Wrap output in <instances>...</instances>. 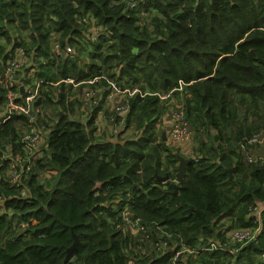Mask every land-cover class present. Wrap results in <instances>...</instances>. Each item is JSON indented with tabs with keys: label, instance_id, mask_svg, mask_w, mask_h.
Listing matches in <instances>:
<instances>
[{
	"label": "trees",
	"instance_id": "16d2710c",
	"mask_svg": "<svg viewBox=\"0 0 264 264\" xmlns=\"http://www.w3.org/2000/svg\"><path fill=\"white\" fill-rule=\"evenodd\" d=\"M146 13L149 25L142 23ZM93 26L100 27L96 42L88 38ZM55 40L88 60L51 59ZM9 46L25 48L40 77L53 82L105 75L153 94L185 81L177 96L200 142L177 183L180 150L159 132L168 112L158 96L129 99L125 127L133 125L135 137L119 132L116 140H101L97 111L86 123L77 120L81 101L71 86L46 85L36 105L59 112L35 170L56 174L43 184L34 170L28 198L0 204V264H164L166 258L147 257L145 244L117 228L114 206L160 222L191 246L260 226L235 256L203 251L188 260L264 264V211L260 223L252 212L264 205V159L248 164L238 151L240 140L262 125L243 111L256 115L264 107V0H0V71ZM26 125L24 117L7 122L0 145L19 140ZM206 130L216 134L201 140ZM166 175L168 181L159 180ZM10 190L0 183V196ZM74 234L79 243L65 262Z\"/></svg>",
	"mask_w": 264,
	"mask_h": 264
},
{
	"label": "built area",
	"instance_id": "2783aa9c",
	"mask_svg": "<svg viewBox=\"0 0 264 264\" xmlns=\"http://www.w3.org/2000/svg\"><path fill=\"white\" fill-rule=\"evenodd\" d=\"M136 5V1L130 2L132 8ZM99 33L100 27L93 26V32L88 36L89 40L96 42ZM8 49V57L0 71V128L14 117H24L27 119V125L21 126L22 134L19 140L0 145V183L5 181L11 187L10 194L0 196V204L14 197L28 198L29 196L30 190L26 185L38 163L39 147L43 144L51 127L48 120L46 122L40 120L39 116L42 115L43 107L36 105L43 96V88L48 84L58 86L63 82L71 86V94L74 98L78 97L82 104L89 102V98L96 97L95 105L104 103L106 107L110 106L114 114L109 117V120L115 122L113 134L116 136L121 129L125 128L126 117L131 107L129 99L136 94L142 97L156 95L166 106L172 119L171 137L173 140L185 142L193 136L181 98L177 96V93L183 92L187 85L183 80L169 92L153 94L143 93L139 88H123L117 80L105 75L90 79L68 77L53 82L40 77L41 68L32 65V62L29 63L30 56L25 48L9 46ZM33 55L35 56V53ZM74 56L78 55L71 44L52 41L51 59L59 60ZM42 62L45 64L47 61ZM116 118H118L117 121ZM256 147L264 148V127L240 140L238 151L246 163L254 164L264 159L253 154L252 149ZM55 174L56 172L50 171L51 176ZM114 210L120 217L117 228L124 233L133 234L139 244H145L147 257L155 254L158 258H166L164 264H184L188 259L199 258L203 251H217L220 255L235 256L240 250V245L253 239L261 229L260 226L246 227L242 230L232 229L224 231L225 240L223 241L201 240L198 245L191 246L185 243L180 234L169 232L158 221H146L134 215L128 207L114 206ZM263 211L264 205L253 207L252 212L255 214L256 223L261 222ZM21 227L25 228L26 224L21 223L18 226L19 231Z\"/></svg>",
	"mask_w": 264,
	"mask_h": 264
},
{
	"label": "rangeland",
	"instance_id": "374dc122",
	"mask_svg": "<svg viewBox=\"0 0 264 264\" xmlns=\"http://www.w3.org/2000/svg\"><path fill=\"white\" fill-rule=\"evenodd\" d=\"M147 16H148V14L146 13V17L144 19H142V23L143 24H146V25H149L150 24V17H147ZM151 17H153V13L152 12H151ZM74 57H76V56H74ZM78 58L80 59V61L82 63L84 61H87L88 60V58L86 56H84L83 54H80V56ZM29 60H30L29 63H31L32 61H31L30 58H29ZM72 98H74L73 95H72ZM95 98L96 97L89 98L90 101L87 102L86 104L80 103L81 104V107L77 108V113H76V119L77 120H80V121L86 123L92 117V114L94 113V111H97V114L101 111L103 113V119H105V117H106V104L102 103V104H99V105H95L96 104L94 102V99ZM58 112H59V108L56 107V106L43 107L42 108V115L39 116V117L46 116L47 117V120L51 123V126H52V125H54V123H55V121L57 119ZM243 112H247V115H249L250 116L249 118L252 119V120L255 119V118L262 119V121H261L262 122L261 123L262 125L259 128H263L264 127V107L263 106L261 107L260 111H257V114L256 115L253 112H249L248 110H244ZM47 115H49V116H47ZM243 115H244V113H242V116H241L242 118H243ZM97 118H98V116L96 117L95 122H94V126L96 128V137L97 138H100L101 140H107L108 138L109 139L115 138L116 135L113 134L112 128H110V135H108V137H107L106 133H104L102 130L100 131L99 125L97 124V121H98ZM114 129H115V127H114ZM191 130L193 131V136H192V138L190 140L185 141V142H182V141L175 142V141H173L175 143L170 142L169 143V146H175V144L176 145H179L180 147H181V145H187L190 148L191 153H192V151H195L196 148H197V145L199 146V142L200 141L197 142V140H196L197 133L193 129H191ZM107 131H109V130H106L105 132H107ZM111 131H112V133H111ZM99 132H101V135H98ZM120 132H121L120 135H123L124 134V137H135L136 136V134H135V127L133 125L129 126V128H126L125 127L124 129H121ZM215 134H216V132L213 131V130H208V131L206 130L202 134L201 140L210 139ZM137 138H135V139H137ZM252 152H253V154L255 156H257V157H263L264 158V148L256 147V148H253L252 149ZM191 153H188L187 155H190ZM181 154L183 155V153H181ZM192 154H194V153H192ZM183 157H186V155H184ZM50 171L51 170L49 168H44V169L41 170L38 167L35 170L34 174L35 173L38 174V177H39L40 182L43 183V184H46L47 181L50 178H52V176L50 175ZM188 261L189 262L187 264H196V262H201V261H199V259H197V260H188ZM213 262H215V261H212V264H215Z\"/></svg>",
	"mask_w": 264,
	"mask_h": 264
},
{
	"label": "crops",
	"instance_id": "0c3cea01",
	"mask_svg": "<svg viewBox=\"0 0 264 264\" xmlns=\"http://www.w3.org/2000/svg\"><path fill=\"white\" fill-rule=\"evenodd\" d=\"M111 112H112V108L110 106H108V107H106V117H105V119H103V113L101 111L98 113V118H97V120H98L97 124L99 125L100 131L102 130L104 133H106L107 137H108V135H110V128H112V131L114 129V125L109 120ZM171 121H172V119L170 118V115L168 113V114H165V116H163L161 118V121L159 123V132L163 136L165 135V139L164 140H167V144L168 145H169L170 142L175 141L171 137ZM106 130H109V131L105 132ZM112 131H111V133H112ZM98 135H101V132H99ZM122 136L124 137V135H122ZM116 139L117 138H115V140ZM175 142H177V141H175ZM175 142H173V143H175ZM175 146L179 148L180 153H183V155L180 154V153H177V154H179L181 156L186 155L185 158H190V157H193L195 155V151H192V153H194V154H192L190 148L187 145H181L182 148L179 145H176V144H175ZM188 153H191V154L187 155ZM188 262L189 261L187 260L184 264H187ZM210 263H212V262H210ZM210 263L209 262H196V264H210Z\"/></svg>",
	"mask_w": 264,
	"mask_h": 264
},
{
	"label": "water",
	"instance_id": "95a60500",
	"mask_svg": "<svg viewBox=\"0 0 264 264\" xmlns=\"http://www.w3.org/2000/svg\"><path fill=\"white\" fill-rule=\"evenodd\" d=\"M165 139V135H164ZM177 159L179 161L178 167H177V183H180L185 175L186 167L187 165L192 161V158H185L181 155L177 154ZM160 181L166 182L169 180V176H163L159 178ZM79 243V238L77 235L74 234V242L71 245V247L67 250V255L65 258V262H69L74 257V250L76 249L77 245Z\"/></svg>",
	"mask_w": 264,
	"mask_h": 264
}]
</instances>
